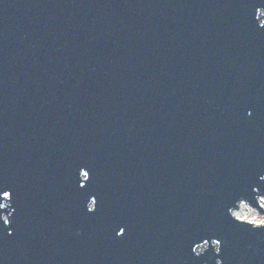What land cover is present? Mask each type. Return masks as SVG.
I'll use <instances>...</instances> for the list:
<instances>
[{
  "label": "water",
  "instance_id": "95a60500",
  "mask_svg": "<svg viewBox=\"0 0 264 264\" xmlns=\"http://www.w3.org/2000/svg\"><path fill=\"white\" fill-rule=\"evenodd\" d=\"M262 24L264 0H0V264H264L233 212H264Z\"/></svg>",
  "mask_w": 264,
  "mask_h": 264
},
{
  "label": "snow or ice",
  "instance_id": "6c2138e0",
  "mask_svg": "<svg viewBox=\"0 0 264 264\" xmlns=\"http://www.w3.org/2000/svg\"><path fill=\"white\" fill-rule=\"evenodd\" d=\"M261 26L264 27V24H262ZM89 173H90V171L82 172V173L80 171V175L82 174L83 176L87 177L88 180L91 179V175H89ZM80 187L84 188L85 185L81 184ZM0 196H2L5 200H7V199L11 198L12 192L9 191V190L0 189ZM91 200H92V203L95 205V207L94 208H87L86 207V211L89 214H94L98 210V206H99V196H98V194H93L91 196ZM7 207H9L8 204L0 203V209L7 208ZM259 207L260 208H264V204H260ZM231 217L234 218L232 215H231ZM3 220H4L5 224L9 223L8 217H5ZM234 220L237 221V222H240L242 224L252 226L253 230H258V229L264 228V219H262L260 223H251V222L246 221L245 219H240V218H234ZM125 231H126V229L124 227H119V229H118L116 234L118 236H121V235H123L125 233ZM211 242L215 246L216 253H219L221 251V247L220 246H221L222 241L220 239H212ZM205 244L207 245L208 243L205 242ZM199 247L200 246L198 245L196 248L193 249V251L195 253H197L198 255L200 253H202V252L197 251V249ZM216 264H222V261L221 260H217Z\"/></svg>",
  "mask_w": 264,
  "mask_h": 264
},
{
  "label": "rangeland",
  "instance_id": "374dc122",
  "mask_svg": "<svg viewBox=\"0 0 264 264\" xmlns=\"http://www.w3.org/2000/svg\"><path fill=\"white\" fill-rule=\"evenodd\" d=\"M258 201L260 204H264V195H259L258 196ZM243 203L246 207L248 211L250 212V217H252L255 221H257L258 223L261 222L262 219H264V212H262L258 207H255L253 205H251L248 201L246 200H242L239 205Z\"/></svg>",
  "mask_w": 264,
  "mask_h": 264
},
{
  "label": "bare ground",
  "instance_id": "6f19581e",
  "mask_svg": "<svg viewBox=\"0 0 264 264\" xmlns=\"http://www.w3.org/2000/svg\"><path fill=\"white\" fill-rule=\"evenodd\" d=\"M234 214L236 216H238L239 218H244V219H248L251 220L253 222L258 223L257 221H255L252 217H250V212L247 210V207L241 203L240 205H238L234 210H233Z\"/></svg>",
  "mask_w": 264,
  "mask_h": 264
}]
</instances>
